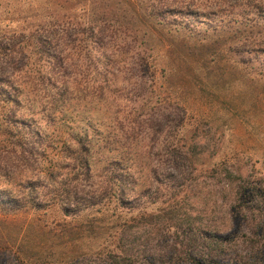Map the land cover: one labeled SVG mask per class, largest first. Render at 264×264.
<instances>
[{
	"label": "rangeland",
	"instance_id": "1",
	"mask_svg": "<svg viewBox=\"0 0 264 264\" xmlns=\"http://www.w3.org/2000/svg\"><path fill=\"white\" fill-rule=\"evenodd\" d=\"M39 1L0 0V30L15 27ZM157 1L164 0L140 6ZM166 1L175 12H162L166 25L141 19L152 26L155 70L143 95L120 65L102 95L95 96L92 73L86 81L76 76L68 93L73 111L61 104L52 110L47 90L26 76L19 78V105L0 96V148L19 141L33 149L28 158L0 162V197L33 186L43 198L40 208L35 194L19 209L0 203V248L19 257L10 264H196L180 257L188 245L209 255L201 264H264V44L250 51L242 40L264 39V0ZM169 104L184 109L182 121L166 117ZM141 109L160 118L155 132L123 138L129 117L143 118ZM84 134L92 143L117 141L108 155L125 157L131 190L124 206L112 199L61 209L53 188L75 178L67 139ZM240 187L259 192L240 198Z\"/></svg>",
	"mask_w": 264,
	"mask_h": 264
},
{
	"label": "trees",
	"instance_id": "2",
	"mask_svg": "<svg viewBox=\"0 0 264 264\" xmlns=\"http://www.w3.org/2000/svg\"><path fill=\"white\" fill-rule=\"evenodd\" d=\"M165 1L152 3L148 10H143L140 0H40L29 8L27 15L15 27L0 30V96H4L12 106L19 105L22 91L19 89V78L26 76L28 80L31 79L30 83L34 82V87L39 85L47 90L48 93L44 96L49 97L47 105L52 110L54 106L61 104V110L73 111L68 93L70 86L76 85V76H81V80L86 81L92 73L95 96L102 95L112 75L119 71L120 65L128 67L132 75L127 80H132V88L143 95L146 87H152L155 70L149 61L147 43L152 26L141 19L143 16L148 19L157 18L155 23L166 25L165 19L164 22L159 19L163 18L162 12L169 15L175 12L170 9L168 1L165 5ZM163 6H166L165 9H162ZM176 14L182 13L177 11ZM239 40L241 39H235L233 46H237ZM242 40L249 44L250 48H246L250 51L264 44V39L258 40L250 36ZM243 43L237 49L244 50ZM44 66H47V70L41 74ZM32 104L31 100L27 106L31 108ZM169 106L172 109L166 117L173 115L177 121H182L184 109L178 105ZM142 112L141 109L140 114ZM141 116V120L136 116L129 117L128 129L121 131L123 138L127 133L145 128L155 132V122L160 118L148 112ZM32 133L36 139L32 142L39 144L37 132ZM112 141L104 138L92 143L87 134L67 139L68 148H71L67 154L69 165L75 169V178L67 183L59 182L58 187L53 188L59 196L64 213L97 205L104 206L106 201L112 199L119 206H124L127 193L131 190L128 188V167L121 154L108 155L113 150L112 145L117 142L111 143ZM5 146L4 148L7 147ZM32 155L33 149L28 150L25 143L21 144L19 141L12 143L10 151L0 148V162L4 164L6 160L25 159ZM55 183L53 181L51 186ZM29 191L9 199L0 197V203L19 209L26 200L35 197L36 201L32 204L40 208L43 198L33 186ZM238 192L241 194L240 198H244L259 190L240 187ZM257 234L260 233L257 231ZM184 250L185 253L182 252L180 257L184 256V259L196 264L204 261L203 255L209 256L200 250L198 252L202 255L198 254L194 245H188ZM120 253L124 254V251ZM168 253L171 254L164 251L160 255ZM260 253L261 250L256 255ZM121 254L114 257L120 258ZM174 256L172 253L167 260L174 259ZM10 257L19 262V257L11 249L0 248V264H10ZM175 261H179V258Z\"/></svg>",
	"mask_w": 264,
	"mask_h": 264
}]
</instances>
